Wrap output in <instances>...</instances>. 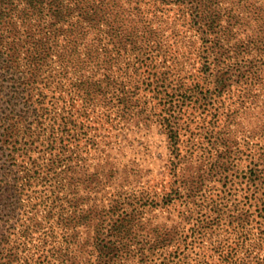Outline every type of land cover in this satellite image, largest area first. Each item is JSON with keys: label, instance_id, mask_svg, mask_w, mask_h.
Returning a JSON list of instances; mask_svg holds the SVG:
<instances>
[{"label": "trees", "instance_id": "obj_1", "mask_svg": "<svg viewBox=\"0 0 264 264\" xmlns=\"http://www.w3.org/2000/svg\"><path fill=\"white\" fill-rule=\"evenodd\" d=\"M168 30L181 53H168ZM156 57L171 64L142 78ZM127 69L133 91L118 81ZM50 88L53 102L44 106ZM90 121L108 125L117 142L129 141L130 128L162 135L179 186L161 204L181 188L192 209L211 205L213 217L143 221L139 210L121 211L120 193L105 205L107 186L138 182L148 169L140 159L118 162L114 152L124 146L113 149L109 135L86 139ZM186 132H205L215 156L195 143L181 155ZM80 135L90 156L66 143ZM239 140L253 144L256 159L242 172L240 198L223 211L222 201L199 196L232 167ZM185 221V237L207 240L223 264L233 253L220 251L221 228L238 234L241 249L255 229L240 264H264L252 255L264 250V0H0V264H147L149 251L169 249L158 264H208L187 259ZM137 229L148 249L129 251L122 239Z\"/></svg>", "mask_w": 264, "mask_h": 264}, {"label": "rangeland", "instance_id": "obj_2", "mask_svg": "<svg viewBox=\"0 0 264 264\" xmlns=\"http://www.w3.org/2000/svg\"><path fill=\"white\" fill-rule=\"evenodd\" d=\"M173 10L171 13L173 14ZM170 13V15H172ZM165 35H167L168 43H169V49L168 53L170 55H176L177 53H181L185 50V48H179L174 43V38L172 33L168 30L166 31ZM196 47H200V49H203L201 46V42L196 43ZM195 59H198L196 55L193 56ZM251 58V57H248ZM149 63V62H148ZM155 65L154 68H142L141 69V77L142 78H148L153 74L154 71H158L159 69H165V66H169L171 64V61L168 60L167 62H164L162 58L156 57L153 59L151 65ZM152 65V66H153ZM199 63H196L195 66L198 67ZM122 70L126 69L125 65H121ZM164 67V68H163ZM193 72H196V68L192 70ZM127 71H121L120 73H117L118 75V81H123V84L126 88V90L133 91L134 90V84L133 80L131 81L129 79V73ZM231 75V80L228 82V85H232L233 87L236 86L234 84L235 71L232 70L229 72ZM171 79L173 77L171 76ZM138 90L140 94H144L145 92L142 90L143 87ZM46 99L44 106H50L53 102V88L45 89L43 90ZM58 94V93H57ZM146 98L149 101V106H153V99L150 96V93L145 94ZM62 96H65L63 93ZM89 127H93L92 129H88L89 135H86L87 138H95L93 135L104 133L106 135H109L108 137L112 138V135L109 133V127L108 125H100L97 123L86 122L85 123ZM94 127H100L99 130H94ZM86 129V128H84ZM80 133H82L83 130H79ZM87 131V132H88ZM128 139L129 141L126 142H117L114 138L109 143H112L111 146L113 149H116L119 147V145H123V155L118 152H114V155L117 157L118 162L121 161L122 163L132 161V159H140L144 163V168L148 169L146 174L142 175L141 178L138 180V182H130V183H121L120 180L113 182L112 185H109L106 187L104 191L105 199L104 203L110 204L111 198L116 194L120 193L121 198L123 200V204L121 207V211L130 212L132 209L139 210L140 215H142V220L146 221V219L153 217L156 215L155 218H153L154 221L158 223H165L168 220H175L177 222L182 221V217L184 213H191L192 217L194 218H204L206 216L213 217V214L210 210L211 205L205 206L204 208H195L192 209V204H188L187 200L185 198L184 191L179 188L177 190L179 193L177 195V198L172 201L169 205H162L160 202L161 196L164 192L168 191V187L170 185H173V187L179 186V183L175 182V178L177 177H170L168 174V168L166 166V160L169 159L170 153L167 148V143L165 141V138L162 135H158L156 131L153 129L151 132L144 134V130H134V128H130L128 130ZM206 133L202 132L201 135L197 134L195 137H191L187 132L182 136L183 139V145H181V151L180 154H185V151L189 148L190 145L193 143L196 144V146H193L192 149H197L201 151L203 149V152L209 153L206 154L209 157H214L215 152L212 148L211 142L205 137ZM81 140L78 142H73V138L70 136L67 137V140L70 138V141L66 142L71 147L79 148L81 151H83V155L86 153L87 150H89V156L94 153L92 148H89V146L85 145V136L80 135ZM190 138V140H189ZM97 140L99 138H96ZM101 141V140H100ZM241 145L239 147V150L241 152L237 153L234 156V162L232 167L223 175L218 174L214 177L213 180L207 181L206 186L204 188V191L201 192L199 197H212L213 200L216 203H219L222 201L223 211L226 210L225 207L229 208V206L235 199L240 198V187L243 185L240 184L241 175L242 172L246 167H249L252 165L253 161L256 159L254 150L255 147L252 143H248L247 145H243V140H239ZM253 142V141H252ZM101 144V143H100ZM188 144V146H187ZM104 145V142L102 141V144ZM224 176H227V181L221 180ZM121 185V187H120ZM225 190L223 192L222 190ZM226 194V195H225ZM226 196L225 200H221V197ZM198 200V199H197ZM228 200V201H227ZM152 201L155 203H158L156 207H154L152 204ZM108 207V206H107ZM194 207V206H192ZM193 210V211H192ZM183 214V215H182ZM109 222V221H108ZM107 222V223H108ZM224 222H226L224 220ZM264 224V223H263ZM255 225V222H252V226ZM191 226V223L188 221L182 222L181 228H180V236L181 239L179 241L180 245H186L184 248L185 255L188 256L187 259H191L194 257L200 258L204 261H206L208 264H223L221 262V258L218 255V253H214L209 249V242L207 240H202L200 237H185L187 236L189 232V227ZM107 227V224H106ZM33 243H37V238L34 236ZM257 237V233L255 229L246 237V246L245 248L241 249L240 247H236L237 242H239V237L237 233H234V231H231L228 225H224L221 230L218 233L217 240L219 239L220 242V251L226 252L231 251L233 253V263L232 264H240L242 258L245 255L244 249L247 248L249 245H253L255 243ZM184 239H186L184 241ZM59 240V239H58ZM107 240H112L114 242H117L116 245H120V241L116 239L115 237H107ZM123 247L126 245L128 246L129 251H138L140 248H145V250L148 249V246L144 244L145 236L144 232L140 229H137L136 231H133L131 235H127V237H123ZM126 244V245H125ZM53 244H50L47 246V249L51 248ZM251 248V247H250ZM169 250H163V251H149L150 253V259H148L147 264H158L159 261L163 258L164 255H167L169 253ZM196 252H199L198 254H195ZM252 255H256V257H259L261 259L264 258V250L259 252H254ZM256 258H252L250 260L249 264H258L255 261ZM194 264V261H192Z\"/></svg>", "mask_w": 264, "mask_h": 264}]
</instances>
